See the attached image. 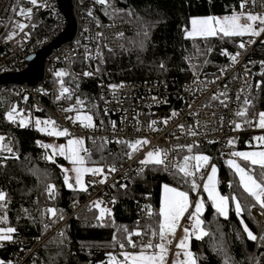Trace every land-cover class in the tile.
<instances>
[{
	"label": "trees",
	"instance_id": "16d2710c",
	"mask_svg": "<svg viewBox=\"0 0 264 264\" xmlns=\"http://www.w3.org/2000/svg\"><path fill=\"white\" fill-rule=\"evenodd\" d=\"M242 0H107L97 4L94 16L103 24L126 22L123 36L125 46L109 51L101 47L96 60L74 58L70 63L59 66L64 76L47 80L53 96L58 97L64 87L73 89V95L63 102H74L76 94L87 99L86 106L93 113L94 123L102 121L98 84L100 80L114 82H135L140 80H167L177 83L187 82L194 77H214L223 65L231 61V55L239 51V36H192L185 35L191 16L232 14L243 12ZM131 13V14H129ZM33 30V29H32ZM50 27L37 25L31 39L44 36ZM254 45L253 56L264 62V39L259 38ZM4 49L0 47V52ZM227 53V54H225ZM163 65V67H161ZM90 69L93 74L83 75ZM251 104L247 108L246 119L258 117L264 112V68L258 76ZM260 84V87H257ZM18 95L5 86L0 88V136L4 137L0 147V192L6 194L1 213L7 226L16 229L11 234L13 242L0 247V262L14 264L17 258L31 248L36 239L44 238L35 250L26 257L25 264H98L109 258L120 257L122 253L146 251L149 242L159 243L154 235L160 228V198L163 184L175 185L190 190L194 199L192 177H184L179 168L185 166L195 172V183L200 178L194 168L195 156L200 149H183L177 153L175 168L163 170V164L148 163L138 172H132L130 179L117 181L110 189L111 206L104 216L99 215V203L91 201L79 208L65 220L60 232H52L54 218L63 219L72 211V206L82 202L86 190L71 188L65 183L62 165L66 159H48L49 151L40 143L49 135L41 131L30 120L27 124L8 119L9 109L16 103ZM27 109L28 107L25 106ZM28 114L42 115L37 110ZM45 116V115H44ZM102 118V119H101ZM63 137V136H62ZM85 155L103 167L122 165L132 150L128 143H87ZM11 149V152L8 149ZM232 156L238 149L250 148L242 139L232 145ZM136 152V151H135ZM132 152V153H135ZM201 152H208L202 150ZM242 165L257 179L262 170L248 161ZM219 193L229 198L226 215L220 214L207 196L201 214L205 233L200 239L191 237L189 245L196 264H251L255 241L249 239L245 227L255 234L258 219L252 213V205L260 204L245 192L237 174L228 161L216 156ZM202 180V178H200ZM49 185L55 186V195L50 197ZM201 189V188H200ZM203 193V192H202ZM239 202L241 211L237 213L234 201ZM98 205V206H97ZM58 210L51 217L47 209ZM141 233L135 235V233ZM129 238L136 247L129 244ZM121 245H124L121 247ZM150 249V248H149ZM152 249V248H151ZM150 249V250H151Z\"/></svg>",
	"mask_w": 264,
	"mask_h": 264
},
{
	"label": "built area",
	"instance_id": "2783aa9c",
	"mask_svg": "<svg viewBox=\"0 0 264 264\" xmlns=\"http://www.w3.org/2000/svg\"><path fill=\"white\" fill-rule=\"evenodd\" d=\"M70 1L76 19L75 34L69 41L62 42L45 56L44 75L41 80L33 85L24 82L0 84V88L10 86L18 95L16 103L12 104L9 112L15 108L13 119L19 121L28 116L26 112L37 110L55 122L56 131L66 129L69 133L66 137L78 136L88 142L115 143L146 139L148 143L132 153L131 158L128 157L122 165L103 167V177L100 174H87L89 182L85 199L72 206L71 213L64 219L54 218L56 223L49 235L52 232L58 234L65 220L91 201L110 207L111 187L119 180L130 179L132 172L143 169L146 164H142L141 161L146 159L145 154L150 151L159 150L162 158L166 154L162 167L164 171L170 172L177 165V153L183 149L208 151L201 153L209 156L210 163L216 156L229 162L233 157L231 146L236 145L240 139L247 147L255 146L257 143L264 144L256 139L264 136V129L256 126L258 117L246 119L236 115L237 112L244 110V100L247 98L250 101L251 96L254 95L257 78L264 68L263 60L253 56L254 45L259 42L263 33L258 37L241 36L239 45L244 42L245 47L239 48L236 52L240 54L237 62L233 63L231 60L223 65L220 73L214 77L196 76L186 83H177L171 77L167 80L154 78L113 84L100 80L98 97L102 121L94 123L92 120L94 127H86L87 123L75 119V111H89L85 104L87 99L76 94L74 102H63L62 97L70 98L73 89H69V93L62 97L61 91L58 97H55L50 87L46 86L47 80L62 72L59 68L61 64L70 63L74 58L82 57L93 61L96 60L101 47L109 51L122 49L125 46L123 36L127 24L122 21L106 24L97 21L94 11L98 0ZM21 8L26 11L31 9L30 18L26 15H17V11ZM245 11L264 16V0H255L254 3L248 0L243 8V12ZM66 21L57 0H37L35 6L29 0H0V47L4 49L0 52V74L6 71L16 72L24 68L28 63L26 57L42 49L46 43H50L64 30ZM16 22L17 25L24 24L26 27L23 30L11 29ZM37 25H48L50 31L37 40L31 39L34 27ZM7 32L14 35L6 37ZM83 73V75L93 74L90 69L84 70ZM77 100L82 103H77ZM25 106L28 108L26 109ZM69 108L74 111H65ZM174 112L175 116L172 115ZM93 116L92 113L91 117ZM165 120L168 121L166 124ZM245 120H252L253 123H245ZM236 124H240L241 127L237 129ZM111 168H115L116 171H110ZM204 169H202L203 176L206 174ZM102 178L103 183L100 182ZM202 181L199 187L201 189ZM251 210L257 215L259 227L254 234L256 239L251 264H264V208L252 205ZM190 213L193 215L190 216ZM193 217L195 212L192 207H188L178 228L188 229V234L191 235L193 230L190 220ZM13 240H0V247L4 248L12 244ZM44 240V238L36 239L35 244L27 248L14 264H25L23 262L26 257L30 256Z\"/></svg>",
	"mask_w": 264,
	"mask_h": 264
},
{
	"label": "snow or ice",
	"instance_id": "6c2138e0",
	"mask_svg": "<svg viewBox=\"0 0 264 264\" xmlns=\"http://www.w3.org/2000/svg\"><path fill=\"white\" fill-rule=\"evenodd\" d=\"M29 2L32 5H37V0H29ZM254 3L255 0H252ZM98 3L100 4H106L107 0H98ZM248 3V0H242L240 7L243 9L246 4ZM131 14V13H129ZM17 15L21 16H28L30 18L31 16V9H28L27 11L23 8L19 9L17 11ZM246 20L247 23H241V20ZM193 30L188 33V36L191 37L195 34H198L202 37H209V36H217L220 35L222 37H232V36H260L261 33H264V16L253 14L251 12L245 13H234L231 16H226L223 18H212L209 17L207 19H200V20H193ZM257 25H260V27H257ZM17 27L20 30H23L26 25L19 24ZM14 35V34H13ZM122 35V34H121ZM250 43L252 41H249ZM239 47L243 49L245 47V43L241 42ZM227 54V53H225ZM240 54L236 53L234 55H231V60L233 63L237 62V58ZM163 67V65H161ZM64 72L57 73V76H64ZM85 75H91V73H85ZM257 87H260V84H257ZM69 93V89L67 87H64L62 89L61 95H65ZM221 95H226V93H221ZM216 97H214L215 99ZM239 99V97H237ZM77 103H82L80 100H77ZM251 104V101H249L247 98L244 100L245 108L243 111L237 112L236 115L240 117H246L247 115V108ZM16 111L15 108L11 112H9L8 119H13V113ZM65 111H74V109L69 108ZM173 116L176 115L174 112L172 114ZM77 120L80 121H88V123L85 125L86 127H94L92 124V117L90 115H77ZM168 121L165 120L164 123L166 124ZM36 123L39 125L41 121L37 120ZM45 123L48 124H55L54 121H45ZM155 121H153V124ZM245 123L252 124V120H245ZM113 126H115V123L113 122ZM261 129H264V112H260L258 114V122L256 124ZM235 127L239 129L241 127L240 124H236ZM195 134V133H193ZM49 135H57V136H67L69 135L68 131L65 129L63 131H56L53 130L52 132H49ZM257 140L264 142V136L256 138ZM4 137H0V142H3ZM120 143H125L124 141H118ZM128 147L132 150V152L138 151L143 145L147 144L148 141L146 139L136 140L134 142H127ZM231 143V142H230ZM83 141L78 139H70L68 141V147L65 149L63 146H61L59 150L60 155H66V158L69 159L73 165L76 167L74 168V171L76 172V183L80 184L83 188L82 183V174L84 173H91L92 175L100 174L103 177L104 169L103 168H87L84 167L85 165V157L81 155V152H87L86 149H83L82 147ZM0 147H3L2 143H0ZM50 147V146H45ZM9 152H11V149H8ZM132 152L128 153L129 159L131 158ZM235 156L242 157L244 160L249 161L253 166H259L262 170H264V150L259 152H253V153H240L236 152L233 153ZM48 159H51V157H48ZM164 159H166V154H164V157L162 158L161 152L159 150L156 151H150L147 153L146 159L142 160V164H148V163H155V164H163ZM188 157H185V166H182L179 168V171L183 173L184 177H192V187L195 189L197 185L195 184V172L190 171L187 167V161ZM196 164L194 165V168L196 171H199L201 167L207 166L209 162V157L207 156H196L195 158ZM231 167H234L236 172L240 176L241 184L245 190L250 196L254 197L255 200L260 204L262 208H264V171L261 172L260 178L257 179L249 170H246L245 168L240 167L238 164H235L234 161L228 162ZM110 171L114 172L116 171L115 168L109 169ZM65 171H67L65 169ZM216 168L215 166L211 167V175L208 176V184L204 185V190L208 192L209 197L213 200L215 207L217 211L222 214L226 215L225 212V205L227 198L220 197L217 199V197L214 195V189L210 188L209 185L212 184L213 179L215 177ZM101 183L104 182V179L102 178ZM67 183V179H66ZM69 187H72L71 184L68 185ZM83 190H86V188H83ZM48 194L50 197L55 195V186L49 185L47 188ZM6 199V194L3 192H0V208H2L3 202ZM98 206V205H97ZM189 207L188 202V195L185 192L178 191L174 188H169L168 186H165V198L163 202V206L160 210V216L162 217V223L160 225L159 230L154 233V235L159 237V240L161 243L153 244L152 242L147 243L144 247L145 249L149 248H157L159 249V253L157 254H145V252H141L139 254H130V253H123L124 256V262L123 264H157L158 261L161 262L164 259V253L166 252L165 246L163 241L165 240V236L167 232H172L175 230V228L178 226V221L182 217L185 211H187ZM236 211L239 213L241 211V206L237 202L236 203ZM202 208V202L196 204L195 213L199 214L201 212ZM47 212L51 215V217H56L58 215V210L55 208H49L47 209ZM103 215V213H102ZM190 216L193 214H189ZM60 219H63V216H59ZM201 221L199 219L196 220V225L199 226ZM16 229L12 227H8L7 229L0 228V240H11L12 236L11 234L14 233ZM245 231L248 234L249 239L255 240L256 237L253 235L251 231L245 227ZM186 233V239L188 236V229H185ZM141 233L137 232L135 235H140ZM203 235H207V233L202 232L199 236H197V239H200ZM129 244L132 247H136L135 243L129 238ZM124 245H121L123 247ZM181 247L184 246V241L181 242ZM190 257V264H196L195 259H191V254L189 253ZM2 264V262H0Z\"/></svg>",
	"mask_w": 264,
	"mask_h": 264
},
{
	"label": "rangeland",
	"instance_id": "374dc122",
	"mask_svg": "<svg viewBox=\"0 0 264 264\" xmlns=\"http://www.w3.org/2000/svg\"><path fill=\"white\" fill-rule=\"evenodd\" d=\"M234 13H236V12H232V14H225V15L218 14V15H205V16H197V15L191 16L189 27H188V30L185 31V35L188 36V33L193 30V24H192L193 20L207 19L209 17H212V18H223V17H226V16H231ZM245 13H248V12L245 11ZM17 23L18 22L14 23L12 25L11 29L12 28L17 29L18 28L17 27ZM241 23H247V21L242 19ZM5 35H6V37L13 36L12 34H10L8 32ZM193 36H197L198 37L200 35L195 34ZM239 37H241V36H239ZM262 38L264 39V33L262 34ZM74 113H75L74 114V118L75 119H76L77 115H85L86 114V115H90L91 116V114H92L88 110L84 111V112L75 111ZM20 114L21 113H18V115H20ZM27 115L28 116H26L24 118H21L18 122L22 123V124H24V123L27 124L31 120L33 124L38 126V128H40V130L45 132L47 135H49V132H52L53 130H55L57 128L53 124L45 123V121H51V120L48 117L44 116V115H38L37 113H34V115L27 113ZM37 120L41 121V123L39 125L36 123ZM84 122L88 123V121H84ZM0 137H2V136H0ZM70 139L82 140L83 141V144H82L83 149L88 150V146H89L87 144L88 141L84 140L82 138H79L78 136H75V137L74 136H70V137L64 136V137L60 138L57 135H49L48 139L41 140L42 142L40 144L44 148L48 149L49 157L55 158V157H62L63 156L66 159V163H64L62 165V167H61V168H63L62 171L64 172L65 181L67 179V183L66 182L65 183L67 185L71 184L72 185L71 188H81V189H83V188H86L87 180H86L85 177L89 173L82 174V183H83V188H82V186L80 184L76 183V172L74 171V168L76 166L73 165L72 162L69 159L66 158V155H60L59 154V150H60L61 146H63L65 149H67L68 141ZM0 143H2V145L4 144L3 142H0ZM45 146H50V147H45ZM262 150H264V144L257 143L255 146H250V148H246V149H242V150L238 149L237 152L248 154V153H253V152H259V151H262ZM86 154L87 153H85V152H81V155L84 156V157H85ZM146 156H147V153L145 154V157ZM196 156H207V157H209L208 155H203L201 152H198V154ZM230 160L234 161V163L238 164L240 167L245 168L242 165V161L241 160H243V161H246V160H244L242 157L234 156ZM212 166H215V168H216L214 160L210 163V159H209L208 165L201 167L200 170L197 171V175L200 178H202V180H203L202 181V189L199 188V187H201L200 186L201 179L199 178L198 182L195 183L197 185V187L194 189V199H192V200L190 198V196H191L190 192L191 191L188 190L187 188H184V189L183 188H179V187H176L175 185H172V184L171 185H169V184H163L162 185V188H161L162 192H161V198H160V204H161L160 210H161V208L163 206V202H164V198H165V186H168L169 188H174V189H176L178 191L187 193L188 202H189V208L192 207L194 212H195L196 204L202 202L201 212L199 214L195 213V217H193L190 220V226H191V229L193 230V232H192L191 235L188 234L187 239L185 238L186 237L185 230L178 228L179 227V223H178V226L175 228L174 231L166 233L165 240L163 241L165 249H166V252L164 253V259L162 261V264H190L189 253L191 254V259H196L195 257H193V254L190 251V247H189V245H191L190 239H191V237L199 236L201 234V231L202 232L206 231V229H204L203 224H202V218L203 217L201 216V214L203 213L204 205H205V202L203 200V196L204 195L207 196L211 200V202H213V200L209 197L208 192L204 190V185L208 184V176L211 175V167ZM84 167H87V168H96V167L103 168V165H101V163H94L93 161L88 160V158L85 157V165H84ZM110 167H112V166H110ZM204 168H207V169H204ZM230 168L235 172V174H237V176H238L237 179H239V181H240V176L236 172L235 168L231 167V166H230ZM65 169L67 171H65ZM202 169H204V173L206 172V174L204 175L205 177L202 174ZM217 177H218V175H217V168H216L215 177L213 179L212 184H210L209 187L214 189V195L217 197V199H219L220 197L227 198L226 205H225V212H227L228 211V204H230V201H229V198L226 195L222 196L219 193ZM240 183H241V181H240ZM233 201H234V208L236 210L235 206H236V203L238 201H236V200H233ZM100 206L101 207L98 208L99 215L104 216L108 209L106 208V206L105 207L102 206V205H100ZM1 211L2 210H0V228L7 229L9 226L6 225L5 217H4L3 213H1ZM102 213H103V215H102ZM255 217L257 218L256 214H255ZM180 219H183V215H182V217ZM197 219H199L201 221L199 226L196 225V220ZM161 223H162V219L160 220V225H161ZM182 241H184V246L183 247L180 246ZM159 243H161L160 240H159ZM171 243H173V245ZM150 249H146V251H143V252H145V254H157V253H159V249H157V248H152L151 250ZM141 252L142 251H139V252L133 251V252H127V253L139 254ZM107 260L108 261L105 262V263H98V264H123L124 256L123 255H121L120 257L116 256V257L109 258ZM157 264H161V262L158 261Z\"/></svg>",
	"mask_w": 264,
	"mask_h": 264
},
{
	"label": "water",
	"instance_id": "95a60500",
	"mask_svg": "<svg viewBox=\"0 0 264 264\" xmlns=\"http://www.w3.org/2000/svg\"><path fill=\"white\" fill-rule=\"evenodd\" d=\"M58 6L65 17L66 25L63 31H61L50 43H46L42 49L33 52L26 57V66L19 69L16 72L6 71L0 74V84L10 83H27L33 85L40 81L43 74V62L45 56L54 48H57L62 42L69 41L75 31V21L70 0H57Z\"/></svg>",
	"mask_w": 264,
	"mask_h": 264
},
{
	"label": "crops",
	"instance_id": "0c3cea01",
	"mask_svg": "<svg viewBox=\"0 0 264 264\" xmlns=\"http://www.w3.org/2000/svg\"><path fill=\"white\" fill-rule=\"evenodd\" d=\"M181 220V219H180ZM180 220L177 222V223H179L180 222Z\"/></svg>",
	"mask_w": 264,
	"mask_h": 264
},
{
	"label": "bare ground",
	"instance_id": "6f19581e",
	"mask_svg": "<svg viewBox=\"0 0 264 264\" xmlns=\"http://www.w3.org/2000/svg\"><path fill=\"white\" fill-rule=\"evenodd\" d=\"M263 262H264V257H263Z\"/></svg>",
	"mask_w": 264,
	"mask_h": 264
}]
</instances>
